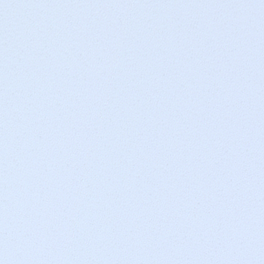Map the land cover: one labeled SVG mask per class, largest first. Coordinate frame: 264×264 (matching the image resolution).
<instances>
[{
    "label": "snow or ice",
    "instance_id": "1",
    "mask_svg": "<svg viewBox=\"0 0 264 264\" xmlns=\"http://www.w3.org/2000/svg\"><path fill=\"white\" fill-rule=\"evenodd\" d=\"M0 264H264V0H0Z\"/></svg>",
    "mask_w": 264,
    "mask_h": 264
}]
</instances>
